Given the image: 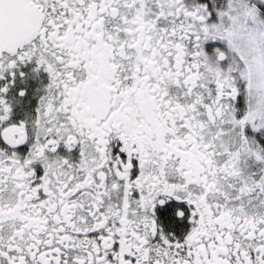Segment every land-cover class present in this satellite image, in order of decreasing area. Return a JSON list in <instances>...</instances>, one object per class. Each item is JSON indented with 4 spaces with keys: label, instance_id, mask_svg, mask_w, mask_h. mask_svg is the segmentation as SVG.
Masks as SVG:
<instances>
[{
    "label": "snow or ice",
    "instance_id": "1",
    "mask_svg": "<svg viewBox=\"0 0 264 264\" xmlns=\"http://www.w3.org/2000/svg\"><path fill=\"white\" fill-rule=\"evenodd\" d=\"M0 264H264V0H0Z\"/></svg>",
    "mask_w": 264,
    "mask_h": 264
}]
</instances>
